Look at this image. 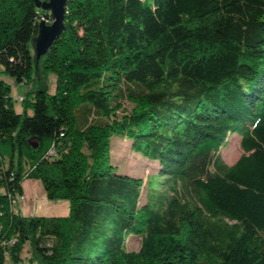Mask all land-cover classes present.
Wrapping results in <instances>:
<instances>
[{
    "label": "trees",
    "instance_id": "16d2710c",
    "mask_svg": "<svg viewBox=\"0 0 264 264\" xmlns=\"http://www.w3.org/2000/svg\"><path fill=\"white\" fill-rule=\"evenodd\" d=\"M35 1L0 0V76L30 85L17 113L0 80V264H264V0H67L38 62ZM114 139L157 163L143 203ZM27 180L68 216L16 213Z\"/></svg>",
    "mask_w": 264,
    "mask_h": 264
},
{
    "label": "rangeland",
    "instance_id": "374dc122",
    "mask_svg": "<svg viewBox=\"0 0 264 264\" xmlns=\"http://www.w3.org/2000/svg\"><path fill=\"white\" fill-rule=\"evenodd\" d=\"M52 23V22H51ZM50 23V24H51ZM34 51V49H33ZM1 71V67H0ZM0 80L4 81L11 88V96L14 99V107L17 113H21V99L30 89V85L17 84L14 79L1 75ZM36 87L54 92V78L48 76L46 79L37 77ZM32 141V140H31ZM33 142V141H32ZM242 151L239 148L238 139L233 137L221 150V158L227 165H232L240 157ZM111 163L118 172H122L142 179V198L145 201L146 191L157 189L162 181L157 175V163L149 161L134 154L129 149V142L125 139H114L111 147ZM24 196L17 197L14 201V211L22 216L37 217H67L69 213L68 203L65 201H49L46 199L42 186L38 181L27 180L23 184ZM128 252H137L140 249V239L133 236L128 237L126 244ZM19 264H41L37 255L29 244H26L20 254ZM5 264H14L10 258Z\"/></svg>",
    "mask_w": 264,
    "mask_h": 264
},
{
    "label": "water",
    "instance_id": "95a60500",
    "mask_svg": "<svg viewBox=\"0 0 264 264\" xmlns=\"http://www.w3.org/2000/svg\"><path fill=\"white\" fill-rule=\"evenodd\" d=\"M67 0H48L46 2L35 1L36 8L48 13L52 19L51 25L41 21L38 25L37 36L33 40L35 61L44 56L52 44L64 32V15Z\"/></svg>",
    "mask_w": 264,
    "mask_h": 264
},
{
    "label": "crops",
    "instance_id": "0c3cea01",
    "mask_svg": "<svg viewBox=\"0 0 264 264\" xmlns=\"http://www.w3.org/2000/svg\"><path fill=\"white\" fill-rule=\"evenodd\" d=\"M25 183V182H24ZM23 183V184H24ZM23 184H22V189H23V196H24V199H25V191H24V188H23ZM26 217H28V216H26Z\"/></svg>",
    "mask_w": 264,
    "mask_h": 264
},
{
    "label": "built area",
    "instance_id": "2783aa9c",
    "mask_svg": "<svg viewBox=\"0 0 264 264\" xmlns=\"http://www.w3.org/2000/svg\"><path fill=\"white\" fill-rule=\"evenodd\" d=\"M52 20V19H51ZM53 22V21H52Z\"/></svg>",
    "mask_w": 264,
    "mask_h": 264
}]
</instances>
